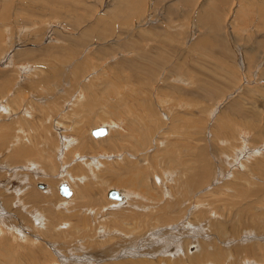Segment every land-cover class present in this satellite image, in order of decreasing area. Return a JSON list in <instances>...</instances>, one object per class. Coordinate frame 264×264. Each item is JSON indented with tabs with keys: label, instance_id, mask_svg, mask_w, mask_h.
I'll return each mask as SVG.
<instances>
[{
	"label": "rangeland",
	"instance_id": "374dc122",
	"mask_svg": "<svg viewBox=\"0 0 264 264\" xmlns=\"http://www.w3.org/2000/svg\"><path fill=\"white\" fill-rule=\"evenodd\" d=\"M126 1L0 0V264H264V0Z\"/></svg>",
	"mask_w": 264,
	"mask_h": 264
},
{
	"label": "bare ground",
	"instance_id": "6f19581e",
	"mask_svg": "<svg viewBox=\"0 0 264 264\" xmlns=\"http://www.w3.org/2000/svg\"><path fill=\"white\" fill-rule=\"evenodd\" d=\"M126 1V0H125ZM131 1V0H130ZM134 1H136V0H134ZM134 1H132V2H127L126 1V4L127 3H131V4H129V5H132L131 6V9L133 10V11H135V12H142L143 11V9H142V11H140V8H141V5L143 6V3H142V0H137L136 2H134ZM124 2V1H123ZM144 2V1H143ZM123 4V3H122ZM124 5H125V3H124ZM123 5V6H124ZM128 5V6H129ZM123 6H121V7H123ZM125 9V8H124ZM123 10V9H122ZM126 10H127V8H126ZM122 13H123V11H122ZM220 17V16H219ZM216 32V31H215ZM211 39H213V38H211ZM0 40H1V42L3 41L2 39H1V31H0ZM213 40H215V42L217 41V39H213ZM212 43H213V41H211L210 40V42L208 41L206 44H205V47L206 46H210V45H212ZM34 44V43H33ZM2 46V45H1ZM201 48H202V46H201ZM27 54H30L29 56H26ZM32 54H31V52H28V53H24V51L22 50V51H20V52H18V57L20 58V59H24V58H29L30 56H31ZM32 59H33V56H32ZM80 65V64H79ZM79 65H78V67H79ZM142 67V66H141ZM77 68V67H76ZM75 68V69H76ZM142 69V68H141ZM75 72V71H74ZM79 73V72H78ZM140 73V72H139ZM142 74V73H141ZM4 75V74H3ZM60 76V75H59ZM78 76V75H77ZM3 78H5V75L2 77V79ZM11 78H9V79H7L6 78V80H5V82H3V84L5 83V85H9L8 83L9 82H11V80H10ZM80 79V78H79ZM0 80H1V76H0ZM10 80V81H9ZM2 83V81H0V84ZM2 84V85H3ZM11 84V83H10ZM4 85V86H5ZM1 86V85H0ZM180 88H181V86H180ZM3 91V90H2ZM5 91V90H4ZM6 92V91H5ZM159 93V92H158ZM182 92H180V89H179V91H177V96H175L176 98H177V100L178 101H181L180 99H181V97H183L182 96V94H181ZM169 94V93H168ZM152 102V101H151ZM19 103V102H18ZM150 103V102H149ZM153 103V102H152ZM151 104V103H150ZM154 105V104H153ZM144 106V105H143ZM141 108H142V105H141ZM149 108V106L147 105V113H148V110L150 109H148ZM138 109H139V107H138ZM142 110V109H141ZM140 110V111H141ZM150 112H151V110H149ZM138 114V113H137ZM153 114V113H152ZM139 118V117H138ZM140 119V118H139ZM161 123V122H160ZM104 126V128H106V134L105 135H96L94 132H93V129L90 131L91 132V134L93 135V137H95L96 139H101L102 137H105V136H107L108 134H109V126H107V125H103ZM102 126V127H103ZM156 126V125H155ZM15 127V126H14ZM99 127V126H98ZM156 128V127H155ZM149 129H151V128H149ZM149 129H147L146 128V131H148ZM17 130V129H16ZM153 130V129H152ZM143 132V134H141L140 136H141V139L139 138V143H137V140L135 141L137 144H136V146H137V149H140L141 147H143V146H145L144 144L142 145V146H140V144L141 143H143V142H146V143H148L147 141V138H148V136L150 135L149 134V131L148 132ZM151 131V130H150ZM152 132V131H151ZM21 134V133H20ZM120 135V134H119ZM118 136V135H117ZM112 137V136H111ZM116 138V137H115ZM137 139V138H136ZM109 141H110V139H109ZM100 142V141H99ZM120 142H122V141H120ZM120 142H117V141H115V139H112L110 142H108V143H104V144H102L103 145V147L105 148V146L107 145V147H109L108 149H107V151L108 150H118L119 148H120ZM69 144V143H68ZM68 144L66 145V147L68 148ZM101 144V143H100ZM70 145V144H69ZM122 145V144H121ZM87 146H89V145H87ZM86 146V148H88ZM64 146H62V148H63ZM92 147H95V146H90V149L92 150ZM119 147V148H118ZM146 147V146H145ZM29 149V148H28ZM59 149V148H58ZM89 149V148H88ZM135 149H136V147H135ZM144 149V148H143ZM30 150V149H29ZM140 150H142V149H140ZM27 151V150H26ZM143 151V150H142ZM25 152V151H24ZM27 153H31V152H27ZM120 155V154H119ZM52 156V155H51ZM95 159V158H94ZM97 159V158H96ZM143 160V159H142ZM145 161V160H144ZM194 161H195V159H194ZM197 161L198 160H196V163H197ZM130 165V164H129ZM196 165V164H195ZM131 166H133L132 164H131ZM208 166V165H207ZM79 167V166H78ZM134 167V166H133ZM133 167H131V168H133ZM135 168V167H134ZM202 168H205V165L204 166H202ZM82 169V168H81ZM80 169V170H81ZM127 169V168H126ZM130 169V168H129ZM193 169V168H192ZM128 170V169H127ZM201 170H204V169H201ZM207 170V169H206ZM77 171V170H76ZM107 171V170H106ZM118 171L119 170H117L115 173H114V184H115V182L116 183H118V182H120L121 184L122 183H127L128 185L134 180V179H130V181H128V180H126V181H123V177L121 176V175H119L118 174ZM83 174H85V173H83ZM109 174V173H108ZM129 174V173H128ZM127 174V175H128ZM131 174V173H130ZM192 174H193V172H192ZM199 174V173H198ZM201 174H203V173H201ZM86 175V174H85ZM85 175H83V176H85ZM113 175V174H112ZM80 176V175H79ZM129 176V175H128ZM140 176V175H139ZM194 176V175H193ZM197 176V175H196ZM205 175H201V176H198L196 179H194V177L193 178H191V180H193V182L197 185V188L199 187V184L200 183H198V182H203L204 181V179H205ZM112 179V180H113ZM159 179V178H158ZM157 179V180H158ZM196 181H198V182H196ZM41 183H43V182H41ZM54 182H52V184H53ZM57 183V182H56ZM63 183H66V185L70 188V190L72 191V194L71 195H69V196H67V195H64L63 193H62V188H61V185L63 184ZM137 183H139V180L138 179H136V181L134 182V183H131L130 185L132 186V185H134V184H137ZM189 184V183H188ZM38 187L39 188H41V189H46L47 188V184H45V183H43V185H39V183H38ZM88 187V186H87ZM86 188V187H85ZM57 189L59 190V192H60V194H61V196L63 195L64 196V198H66L67 200L68 199H70L72 196H73V194H74V191H73V189H72V187H71V185L68 183V182H66V181H62L61 183H59V185L57 186ZM84 189V188H83ZM83 189H82V191H83ZM114 189H116L117 191H118V193L121 195V198L119 197H116V198H112L110 195H109V190H108V197L110 198V199H113L114 201L116 200V201H118L119 203L120 202H124L125 200H126V198L125 197H127V196H125L124 194H123V192L121 191V190H119V189H117V188H114ZM81 191V190H80ZM81 191V192H82ZM85 194L83 195V196H81V195H79V197L80 198H82V199H84V198H86V196L90 199V200H88V201H85V205L86 204H88L89 206H87V207H92V206H90L91 204H94V203H96L97 201H95V199L93 198H91L92 196L90 195L91 194V192H90V190H87V189H85ZM87 192L89 193V194H87ZM82 194V193H81ZM126 194V193H125ZM39 195V194H38ZM37 194H33L30 198H38L39 196H38ZM78 198V197H77ZM6 203V202H5ZM99 202H97V204H98ZM96 205V204H95ZM95 205H94V207H95ZM99 205V204H98ZM117 205V204H116ZM118 205H121V204H118ZM117 205V206H118ZM87 211H89V210H87ZM40 219V218H39ZM36 223V222H35ZM65 227H66V225H64ZM120 246H121V244H120ZM263 247H264V245H263ZM262 246H261V248H263ZM42 249V248H41ZM116 249H119V248H116ZM188 249V248H187ZM198 249V245L197 244H193V245H191L190 246V250H189V253L190 254H192V253H194L196 250ZM44 251H42V252H45L46 251V249H43ZM199 250V249H198ZM31 251V250H30ZM36 251V250H35ZM35 251L33 250V252L35 253ZM110 251V250H109ZM126 251V250H125ZM130 251V250H129ZM135 251H137V249L135 250ZM242 255L243 254H245L246 252H249L248 250H244L242 247L238 250ZM42 252H40V253H42ZM47 252H49V250L47 251ZM36 253H37V251H36ZM35 253V255H37ZM213 253V252H212ZM212 253H208V252H206V253H203V254H201V255H198V256H190V259H185V260H178V258H176V259H174L173 261H171V262H169V264H183V263H187V262H189L190 264L192 263V264H200V263H203V262H207L208 261V263L209 264H221V261L223 260V252H222V250H216V251H214V253L215 254H212ZM31 254V253H30ZM50 254V253H49ZM196 254V253H195ZM39 255V254H38ZM37 255V257H39ZM42 255H44L43 253H42ZM53 255V254H52ZM28 256H30V255H28ZM54 256V255H53ZM52 256V257H53ZM46 257V256H45ZM48 257H50V256H48ZM229 257H231V256H229ZM228 257V258H229ZM34 258V257H33ZM51 258V257H50ZM228 258L226 259V260H228ZM38 260L40 259V258H37ZM100 259V258H99ZM102 259V258H101ZM41 260V259H40ZM46 260V259H45ZM91 260H93V258L91 259V257H87L85 260H81V262H78L79 260H77V264H90L91 263ZM230 261H233V258H231V259H229ZM51 261V260H50ZM53 261V260H52ZM51 261V262H52ZM87 261L89 262V263H87ZM137 261L139 262V260L137 259ZM140 262H142L143 263V261H140ZM139 262V263H140ZM146 262H149V261H146ZM145 262V260H144V263H146ZM212 262V263H211ZM34 263H37L36 261H34ZM39 263V262H38ZM43 263V262H42ZM68 263V262H67ZM138 263V264H139ZM156 263V262H155ZM188 263V264H189ZM207 263V264H208ZM256 263H257V261H256ZM30 264V263H29ZM103 264V263H102ZM149 264V263H148ZM161 264V263H160ZM204 264V263H203ZM228 264H234L233 262H231V263H228Z\"/></svg>",
	"mask_w": 264,
	"mask_h": 264
},
{
	"label": "water",
	"instance_id": "95a60500",
	"mask_svg": "<svg viewBox=\"0 0 264 264\" xmlns=\"http://www.w3.org/2000/svg\"><path fill=\"white\" fill-rule=\"evenodd\" d=\"M93 132L96 134V135H103V134H105V132H106V128H104V126L102 127H95L94 129H93ZM39 185H43V183H41V182H39ZM61 188H62V193L64 194V195H67V196H69V195H71L72 194V191L70 190V188L66 185V183H63L62 185H61ZM109 195L112 197V198H116V197H120L121 198V195L118 193V191L116 190V189H114V188H111L110 190H109Z\"/></svg>",
	"mask_w": 264,
	"mask_h": 264
},
{
	"label": "crops",
	"instance_id": "0c3cea01",
	"mask_svg": "<svg viewBox=\"0 0 264 264\" xmlns=\"http://www.w3.org/2000/svg\"><path fill=\"white\" fill-rule=\"evenodd\" d=\"M98 127V126H97ZM95 128V127H94ZM111 131V130H110ZM109 131V132H110ZM93 136V135H92ZM111 188H114V187H111ZM111 188H109V189H111ZM108 189V190H109ZM122 192H123V194L126 196V192L124 191V190H121ZM98 194H100V192L98 193ZM92 196V195H91ZM93 198H94V196H92ZM107 197H108V192H107ZM109 198V197H108ZM126 198V197H125ZM110 199V198H109ZM112 201V200H111ZM125 202V201H124ZM124 202H118L119 204H123ZM169 208H171V206H169ZM165 218V217H164ZM166 219V218H165ZM168 221V222H167ZM162 222V221H161ZM167 222V224L169 223H173L172 222V219H167L166 221H165V223ZM64 225H66V224H61V226H64ZM68 226V225H67ZM170 228H173L174 226L173 225H168ZM137 241V240H136ZM139 248V246L137 245V246H135L134 244H130V245H128V246H126V244L125 245H123L119 250H116L114 247H111V250H115L116 251V253H118L119 254V251H125V252H127L128 251V253H135V250L136 249H138ZM130 250V251H129ZM103 260H105V259H103Z\"/></svg>",
	"mask_w": 264,
	"mask_h": 264
}]
</instances>
